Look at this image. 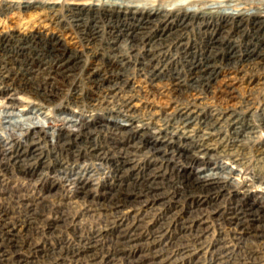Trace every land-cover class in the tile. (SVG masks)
<instances>
[{
    "label": "rangeland",
    "instance_id": "obj_1",
    "mask_svg": "<svg viewBox=\"0 0 264 264\" xmlns=\"http://www.w3.org/2000/svg\"><path fill=\"white\" fill-rule=\"evenodd\" d=\"M24 1L0 0V103L3 104L0 106V264H264V199L258 192L260 189L264 191V184L261 185L257 179L264 175V159L260 153L261 143L264 144V68L223 66L218 70L217 80L211 84L210 90L213 92L193 88L199 83L189 84L193 85L191 89H195L201 99L194 101L192 91L188 96L185 93L190 99L186 98V101L189 105L195 103L197 110L202 111L204 120L209 112L226 118L219 125L201 124L213 133L208 143L217 145L215 150L206 152V157L205 148L202 147L204 138L201 142L196 138L198 120L193 119L187 141L176 136L170 146L164 145V148L156 152L153 149L147 152L149 146L141 142L139 145L142 151L132 156L136 161L135 168L129 165L116 173L110 171L107 180L110 165L99 164L91 158H81V161L72 164L71 160L64 159L70 163L64 164L54 173V169L51 172L42 168L41 161L47 160L54 164L52 160L55 159V152H51L47 144L53 140L52 133L56 130H69L68 120H75V108L71 107L70 111L60 110L61 105L65 106L67 101L62 102L57 96L50 98L47 107L37 102L24 103L18 99L13 103H3L10 94L18 93L16 97L25 98L22 79L28 74L26 70L29 66L35 71L31 73L35 76L45 64L51 65L53 69L65 63L64 66H69L70 70L64 75H68V80L76 78L78 83L81 79L88 81V73L95 69L98 62L103 67L100 75L108 79L113 75L106 72L112 73L110 68H115L123 72L122 79L129 80L132 85L150 84L151 81L173 83L174 79L188 77L191 69L172 62L165 67L163 63L157 64L156 59L141 64V56L134 54L138 49L141 53L148 52L147 40H139V44L132 50L130 41L119 40L115 44L118 50H112L116 29L111 24H118L117 20H122L124 13L114 3L110 5V1L115 0H88L99 3V6L88 5L84 8L90 16L95 12L100 15L102 22L98 31H95L97 34L93 31V23L89 22L91 17L86 21L89 23L80 26L74 22V14L68 7L74 0H41L33 2L29 7L24 6ZM132 1L140 4L147 1L146 7L134 10L136 17L147 18L150 3L170 1L171 4L174 0H159L158 3V0ZM217 1L221 2L220 6H212L207 11L217 13L225 9H243L254 12L258 7L264 8V0ZM50 2H55L56 6L50 8ZM176 13L177 10L167 14L172 16ZM110 17L116 21L109 22ZM153 25L151 34L163 27L161 21ZM199 25L194 20V25L182 30L169 46L166 57H171L173 61L179 59L181 47L177 53L175 44L195 45L198 50L203 48L209 35ZM247 32L238 36L240 48L249 41L254 48L256 42L264 45L262 33L257 41L249 38ZM117 53L128 58L126 62L119 63L118 58L112 57ZM100 57L105 61L112 60L111 66L108 61L100 63ZM105 68L107 71H104ZM212 68H208V73ZM63 80L60 79L59 83L62 84ZM83 87L84 84L74 90L69 89L65 96L73 92L82 93ZM160 90L152 98L142 99L143 108L148 102L153 110L138 111V118H142L141 113L151 111H157L155 117L163 118L164 111L173 109L176 102H172L169 96L159 94ZM82 113L78 115L83 118L85 116L84 119L94 118L89 117L92 113ZM94 114L97 115L95 122L109 116L102 111ZM118 121L127 123L123 117ZM233 121L237 122L235 129L232 127ZM209 123L212 124L213 120ZM33 127L42 128L47 133V142L39 143L40 148L35 150L31 146L29 149L20 144L13 146L17 139L24 142L22 134ZM101 133L105 131L93 132V137L87 143L80 144L77 141L75 144L83 148L95 143L116 155L115 149ZM145 136H149L146 137L147 141H156L157 146H160L163 139V135L157 140L151 133ZM198 146L200 154L196 153ZM164 149L168 156L162 158L160 156ZM235 150H238L240 158L237 164L232 163L230 157V152ZM192 155H199L201 161L190 164L186 172L193 173L203 168L204 174L216 175L220 180L228 182L213 187H197L190 183L188 176L189 183L182 182L183 171L178 168L189 166ZM30 169L35 174H31ZM45 173L50 177L55 174L57 176L52 177V180L44 179ZM83 175L88 178L85 187L88 191H84L95 198L86 197L84 191L79 190L81 185H78V181ZM41 178L45 183L43 190L40 189ZM50 181L56 184L55 189L48 193L46 187L50 186ZM104 184L105 188L117 195L100 196L97 189ZM65 195L70 198H64Z\"/></svg>",
    "mask_w": 264,
    "mask_h": 264
},
{
    "label": "bare ground",
    "instance_id": "obj_2",
    "mask_svg": "<svg viewBox=\"0 0 264 264\" xmlns=\"http://www.w3.org/2000/svg\"><path fill=\"white\" fill-rule=\"evenodd\" d=\"M117 1L118 0H115L113 2L110 1V5L111 3H114L120 9H122L124 13L122 16V20L121 19L117 20L118 24H111V26L116 29L115 31L116 38L114 39L113 48H111L112 50L114 51L118 50L117 48L118 46L116 47L115 44H117L119 40H121L122 42L130 41L131 50L132 48H134L136 45L139 44V40H144V41L147 40V42L149 41L148 42V47H149L148 52L141 53V51H138L139 50L138 49L136 50L137 52H135L134 54V56H139V55L141 56V58H139V61L141 62V64H146L156 59L158 60L157 64L163 63L165 67L169 65L171 62L174 65L180 64L182 66H186L188 69H191V73H189L188 77L185 76L184 79H181L182 77L174 79L173 83L166 82L165 84H160L159 82L151 81L152 83L150 84L148 82V83H145L144 85L143 84L132 85L130 84L129 80H125V78L122 79L121 73L123 72L120 73V71L116 70L115 68H110L112 69V73L106 72L108 75H113L115 77L111 76L107 79V76L100 75V70L103 67L101 68L99 66L100 64L96 62L95 69L88 73V81H85V80L83 81L81 79L77 83L76 78L75 80H72V79L68 80V78H66L68 77V75L67 76L64 75L65 72H68L70 70L69 66L67 65L64 66L65 63L58 65L57 68L53 67L54 70L51 69L52 67L51 65L45 64L44 67L41 69V71L36 72L37 75L35 76L31 74L32 72H35V71L32 70L29 66V68H27L26 70L28 74H26V76H24L22 79V81H24L23 83L25 84L22 88V92H24L25 98H22V96L21 98L16 97L18 93L10 94L11 96L6 97L3 103H6V102L13 103L15 100L18 99V100H22L24 103L25 102L26 103L37 102L38 105L42 107H47L48 102L51 101L50 98L52 96H57L58 98L60 97L62 102L63 100L67 101L65 106L61 105L62 107L60 108V110L70 111L71 107L75 108L73 109L74 110L73 113L76 115V118L74 116L75 120H72L73 118L68 120L69 121L68 127H70L68 128L69 130L68 131L67 130H56L54 133H52L53 140L50 142V144H47V147L49 148V150L53 153L55 152V155H54L55 159L52 160L54 161V164L49 163L50 161H47V160L46 161L44 160V162L42 160L41 164H42V168H47L51 172L55 170L54 173H57L58 169L62 168L64 164L70 163L68 162L70 160L72 164L73 162L77 163V161H81L80 160L81 158H83L84 160L91 158L97 161L99 164L107 163L110 165L108 174L106 176V180H107L109 179L111 172H115L119 169H123V167H127L129 165H132L131 166L132 169L135 168L136 161L132 158V156L136 154L137 152L142 151L140 149L141 145H139V143L145 142L146 145L149 146V148L147 149V152H149L151 149H153L152 151L156 152L155 150L160 151L162 148H164L162 147L164 145L170 146V144L174 142V139L176 138V136L177 138H180V139L182 138L183 141H187V139L189 138V134H191L190 129L192 128V125L194 121L196 120H198V124H199L198 125L196 123L199 126L198 128L199 131L196 137L198 140L197 139L196 140L201 142L202 138H204L202 147L205 148L204 153L206 157V152L208 153V151L215 150L217 145L215 146V144L212 145L211 143H208L213 133L207 131L205 126H202L201 124L206 123L207 126L219 125V124H222L226 118L224 115H221V114L215 115L213 112H209L207 115H205V120H204L203 119L204 116L202 117V111L197 110L195 103L192 105L188 104V101H186V98H188L187 96L189 95V93H192V91H194V93L192 94L193 96H195L194 101L200 98V95L197 92H195V89H193L195 87L197 88L199 87L200 90L203 89L204 91L206 90L209 91L211 89V86L217 80V77H218L217 75L219 73L218 70H221L223 66H238V67L241 66L242 68H245V67L256 68L258 66H261L262 68H264V58H262L264 57V55H261L264 53V45L256 42L254 44L255 45V48H254L253 45L250 44L251 41H249L246 43V45H244L243 48H240V45L238 44V39H239L238 36L240 34L241 35L244 34L245 31H248L247 33L249 35V38H255L257 41L260 40L259 35L261 33L264 35V15H261L262 13H264V11L262 12V9H264L263 7H258L256 11L253 10L254 12L246 11L243 9H234L233 11H226V9L225 10L222 9L224 12L221 11L217 13H212V12L207 11V9L211 8L212 6L213 7L220 6L221 2L219 3V1L217 0H198V1L197 0L196 1L195 0H174V1H171L172 2L171 4H169L170 1H167L165 3L164 2L158 3L159 2L158 0L157 1L158 4H155V2L150 3L149 8L151 9L148 14L149 16L147 18H142V17H136L134 14L135 12L134 10H137L141 6L146 7L148 4L147 1H145L143 4L136 3L135 1H132V0H128L127 2H125L124 0L122 1L120 0V2H117ZM33 2L38 3V2H41V0H25L24 6L29 7L33 4ZM50 4H51L50 8L52 7L54 8V6H56L55 2H50ZM88 5L90 6L93 5L94 7V6H99V3H96V2L91 3L88 0H74L69 4L68 7L70 11L74 14L73 15L74 22L77 25L80 26L82 23L85 24L89 22L93 23V29H94L93 31L95 32V31H98L99 26H101L100 24L102 22V19H100L101 17L100 15H98V12H95L92 16L86 13L84 8ZM176 10H177V13L173 14L172 16H169L167 14L168 12H175ZM208 16H209V19H207ZM90 17L92 18V20H90L89 22H86ZM108 19H109V22L116 21V20H113L112 17ZM124 19L126 20V22ZM194 20H196L197 23L200 24L199 25L200 29H202V31H206L207 33L205 34L209 35V37L206 40L205 46L198 50L197 46L195 45L189 46V45L183 44L182 46H180V44H175L174 47L177 48V50H175L177 53H179L178 48L181 47L180 49L181 54H180L179 59L177 61H173L171 57H166L167 52H169L168 48L172 44V42L176 38H178L182 30L190 28L192 25H194ZM130 21L134 24L131 25ZM157 21L159 22L161 21L163 27L156 30V33H155L156 35L151 34V30L154 27L153 23L154 22L157 23ZM119 23H122V24H119ZM112 33L114 32L112 31ZM154 35L155 37L153 38ZM191 49L193 50L191 51ZM118 54L119 53L113 54L112 57L118 58L119 63H123L125 60L128 59ZM7 58H9V56ZM98 61H100V63L102 64H105V62L108 61L109 67L111 66L110 63L112 62V60L110 59L105 61L103 57H100ZM209 67H213V68L208 73L207 70ZM104 71H107V68H105ZM69 75H71V73ZM60 79H64L62 84L59 83ZM193 83H199V84H196L194 86L192 85L193 88L191 89L192 86L191 85L189 86V84H193ZM82 84H84V87L82 88V90L80 89L82 93L73 92L72 94L69 93L67 94V96H65L66 94L65 92H67L69 89L74 90L75 87L79 88V86H81ZM158 89H161L159 91V94L171 97L170 99H172V102L174 103L176 102V105L173 106V109L171 111H168V112L164 111L165 114L162 116L163 118L155 117L157 111L156 112L151 111V112H146V113L143 112L141 113L142 118H138V114H137L138 111L141 112L143 109L153 110L152 106H149L146 100L149 99L151 96L157 95L156 92L158 91ZM210 92H213V91L210 90ZM185 93H187V96H185L186 95ZM200 93L202 92L200 91ZM144 98L146 99L145 108H143L144 101H142V99ZM1 105L3 104L0 103V106ZM23 110H26V109L24 108ZM96 111H102L103 113H106L109 116L106 119H102V120L101 118H99V121L95 122L94 118H96L97 115H95L94 113ZM82 112L92 113L91 116L89 117L92 118L93 116L94 118H92V120L84 119L85 116L83 118L78 115V114H81ZM122 117L125 118V121L127 122L126 124L125 123L123 124L122 122L118 121V119ZM153 118H154V121H153ZM193 119L194 121H192ZM211 120H213L212 124L209 123V121ZM152 124L153 126L151 127ZM236 125H237V122L233 121L232 123L233 129L236 128ZM166 127L167 129L165 131ZM96 131L98 132L105 131V133H101V134L103 135L106 142H108L112 146V148L115 149L117 153L116 155L111 154L112 152H110L108 149H104L103 147L95 143H92L91 145L85 146L83 148H79L75 144L77 143V141L80 142V144H82V142L87 143L88 139L93 137L94 135L93 132H96ZM106 132L108 133V135H106ZM147 133H151L152 135H154L156 140L161 138L160 135H163V139L159 143L160 146H157V144L155 143L156 141L155 142L147 141L146 137L149 138V136H145ZM46 135L47 133L44 132L42 128L33 127L29 129L24 135L22 134L24 138L23 140L24 142L19 141L17 139L13 143V146H18L20 144V145H23L26 149H29V147L31 146L32 150H35L37 149V147L40 148L39 143L47 142ZM222 139H221V142H222ZM236 142H240V141H236ZM236 142H234L233 144H235ZM261 144L262 146L260 147V153L262 154L261 157L264 159V144L263 143ZM199 147L200 146H198L197 149ZM238 150H235L236 152H230L232 163L237 164L240 162V158H238L239 157ZM196 153L200 154V150L198 149ZM166 156H168V154L167 155L165 154V149H164L160 157L163 158ZM192 157H193L192 161L190 160L191 162H189L188 164L189 166H186V167L181 166L180 168H178L180 171H183L181 172L182 177H184L183 180H181L182 182H185V181L187 182V176L189 177L190 183L197 185V187H201V186L213 187V186H219L220 184H223L224 182H228V181L220 180L218 176L216 175L214 176V175L204 174L202 172L203 168H199L197 171L193 173L191 171H187L188 172L187 173L186 170L190 168L192 164H195V162L200 163L201 161L199 155L198 156L192 155ZM64 159H67L68 161H65ZM260 159L261 158H259V160ZM176 165L178 166V164H175L174 166ZM65 169L67 170V167ZM31 170L33 169H30L29 172L31 174H35L34 171H31ZM85 172L87 173V171ZM55 176H57V174L50 177L49 174L45 173L43 178L44 179L49 178L50 180H52V177H55ZM83 176L79 178L78 185H81V186L78 188L79 190H82V191L84 190L88 191V189L85 188L86 185L88 184L87 182L88 178L85 176L83 177ZM191 176L193 177L191 178ZM43 178H41L42 179V183L40 184L41 190H43V186L45 184L43 181ZM257 179L261 183V185L264 184V175L263 176L260 175ZM50 182H51L50 186L46 187L48 193L52 192V190L55 189L54 185L56 184L53 181H50ZM136 183L137 181H135V184ZM97 191L101 193L100 196L111 195V197H113L114 195H117V193L111 192V189H107V187L105 188V184L98 187ZM258 192L260 196H262V198L264 199V193H263L264 191L260 189ZM84 194L86 195V197L95 198L92 195L89 196L91 194V193L89 194V192L86 193L84 191ZM64 198L69 199L70 197L65 195Z\"/></svg>",
    "mask_w": 264,
    "mask_h": 264
}]
</instances>
